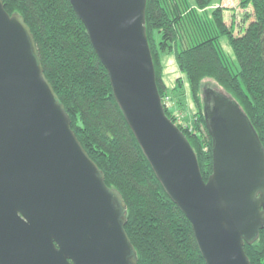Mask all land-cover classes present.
Returning <instances> with one entry per match:
<instances>
[{"label":"water","instance_id":"water-1","mask_svg":"<svg viewBox=\"0 0 264 264\" xmlns=\"http://www.w3.org/2000/svg\"><path fill=\"white\" fill-rule=\"evenodd\" d=\"M114 96L206 264H252L264 228V147L238 102L205 87L213 170L167 117L146 30L147 0H69ZM127 204L81 145L31 28L0 0V264H138Z\"/></svg>","mask_w":264,"mask_h":264},{"label":"trees","instance_id":"trees-1","mask_svg":"<svg viewBox=\"0 0 264 264\" xmlns=\"http://www.w3.org/2000/svg\"><path fill=\"white\" fill-rule=\"evenodd\" d=\"M3 2L9 14L22 15L31 28L45 75L64 105L73 131L104 174L107 186L123 196L127 204L125 230L138 264H206L190 220L155 175L114 96L108 71L70 1ZM181 2L147 0L145 26L161 97L169 89L162 56L174 50L191 97L200 108L194 128L178 127L196 152L207 181L213 170V140L204 112L206 78L214 79L223 94L239 103L264 147V0H241L242 7L252 5L254 18L239 35L227 26L220 5L209 13L205 10L209 2L196 0L194 6L189 0ZM184 5L190 7L189 12ZM187 17L194 20L196 39H189ZM183 32L188 35L185 43ZM224 36L234 60L221 44ZM164 108L175 123L171 108ZM245 251L252 264H264V228L255 243L245 245Z\"/></svg>","mask_w":264,"mask_h":264},{"label":"rangeland","instance_id":"rangeland-1","mask_svg":"<svg viewBox=\"0 0 264 264\" xmlns=\"http://www.w3.org/2000/svg\"><path fill=\"white\" fill-rule=\"evenodd\" d=\"M178 2L179 4L182 3L181 0H178ZM195 2L196 0H189V4L191 6H194ZM183 4L182 9L184 10ZM203 4H208L205 10L209 13H211V11L219 5L221 8H224L223 15L225 22L228 27H233L235 35L241 34L254 18V9L252 5H248V7H242L241 0H203ZM185 9L186 12H189L190 7L187 8L185 6ZM191 17H187L186 19L187 28H190L187 31L190 32L188 34L189 39L191 36L196 39L195 34L198 32L196 31L197 28L194 26V20ZM188 35L187 32L182 33L184 43L187 42L186 38ZM221 44L227 54L234 60V55L230 45L228 44L227 37L224 36L221 38ZM162 65L165 71L166 83L169 85V89L162 97L164 107L166 106L171 108L175 118V124L177 126L181 125L183 128L191 130L195 127L196 118L199 116L198 112L200 111V108L196 104L195 100H193L191 97V91L186 77L180 71L175 60L174 50L163 54ZM178 78L182 79L177 80ZM203 84L207 87L222 92V88L212 78H206L203 81Z\"/></svg>","mask_w":264,"mask_h":264}]
</instances>
